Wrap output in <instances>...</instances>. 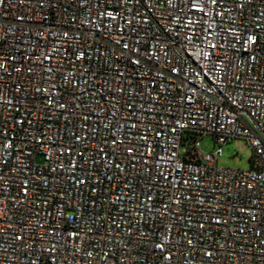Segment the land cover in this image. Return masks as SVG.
Segmentation results:
<instances>
[{"label":"built area","instance_id":"2783aa9c","mask_svg":"<svg viewBox=\"0 0 264 264\" xmlns=\"http://www.w3.org/2000/svg\"><path fill=\"white\" fill-rule=\"evenodd\" d=\"M0 264H264V0H0Z\"/></svg>","mask_w":264,"mask_h":264},{"label":"rangeland","instance_id":"374dc122","mask_svg":"<svg viewBox=\"0 0 264 264\" xmlns=\"http://www.w3.org/2000/svg\"><path fill=\"white\" fill-rule=\"evenodd\" d=\"M200 150L205 153L215 149V142L212 138L204 136L199 139ZM253 149L243 138H236L232 142L222 146V156L218 159L219 167L232 169L249 170L253 164ZM39 162V159L37 160Z\"/></svg>","mask_w":264,"mask_h":264}]
</instances>
